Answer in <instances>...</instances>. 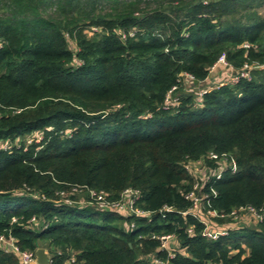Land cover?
<instances>
[{
  "label": "trees",
  "instance_id": "obj_1",
  "mask_svg": "<svg viewBox=\"0 0 264 264\" xmlns=\"http://www.w3.org/2000/svg\"><path fill=\"white\" fill-rule=\"evenodd\" d=\"M221 55L257 67L197 101L180 74ZM0 234L52 264H264V0H0Z\"/></svg>",
  "mask_w": 264,
  "mask_h": 264
},
{
  "label": "built area",
  "instance_id": "obj_2",
  "mask_svg": "<svg viewBox=\"0 0 264 264\" xmlns=\"http://www.w3.org/2000/svg\"><path fill=\"white\" fill-rule=\"evenodd\" d=\"M244 46H247V44H244ZM256 67L257 66L254 67L253 65L244 64L242 69H240L239 71H234L232 66L225 59L224 55H221L218 58V60L210 68V71L217 69L218 74L215 76H218V77H214V78L208 77L206 79V81L203 80V81L195 82V79L192 75H190L188 73H181L178 81L181 82V85L184 86L185 90L186 89L195 90L196 100L199 97L198 100L201 101L202 96L206 92H208L211 88H213V86L208 85L206 83H208V82L214 83L215 82L216 86H221V85H223L229 81L236 82V81H238V79L240 77L249 78L250 77V71ZM195 83H197V84H195ZM176 89H177V85H174L167 92V95L165 97V107L166 108H169L170 106L175 105L178 102V96L175 95ZM208 157L220 159L221 156L219 157L218 154H216L214 152H210ZM192 166L196 170H198V172H200L201 166H200L199 161L194 163ZM235 170H236V163H235L234 159H232V158L228 159L227 155H223V157L218 162L217 171L215 173H213V175L215 176L216 179H218L222 176L223 172L228 171V172L232 173ZM211 193L214 195L215 190L211 189ZM91 194L95 197L96 203L98 204V206L100 208L109 207V208L115 209V210H123L122 208L124 207V203L116 202L113 204H109L104 200V196L102 194H100V193L98 194V193L93 192V191L91 192ZM124 194H128V196H129L132 194V191L129 189H126L124 191ZM129 197H131V196H129ZM186 197L193 201V204L189 208L188 213L193 214L195 217L199 218L201 220V222H203L205 224V228L202 231L203 236H207V237H211V238H217L219 235L226 234L227 231H225V230L210 228L208 226L209 225L208 221L206 219L202 218L201 215L198 213V208L200 209V207L201 208L204 207L203 204L201 206L200 201L202 199H207V202H208L210 197L206 193L200 194V191H198V184L197 183L194 184L193 189L186 195ZM132 204H133V198H129V200H128L129 208L132 207ZM245 209H249L250 211H252V213L255 217L261 219L262 215L260 213H257L256 211H254V209L251 207H242L241 206L239 209L232 211L231 215L233 217H237L238 211H244ZM206 213L208 215H211V216L217 215L216 211L208 209V208L206 209ZM189 231H191V228L189 229ZM159 238L162 241L161 249L166 248V247L168 248V246H172V243L174 240L173 235H162V236H159ZM0 250H3L4 252L15 253L17 255V257L19 258V261L21 262V264H36L35 252L29 251V250H21L18 247V245L16 244L14 237L11 235L6 236L4 234H0ZM169 256H173V253L169 252ZM153 262L155 264H167L166 262L159 260V259H156V258L153 259ZM47 264H52V260L49 259ZM67 264H79V263L76 262L75 256L72 255L69 258Z\"/></svg>",
  "mask_w": 264,
  "mask_h": 264
},
{
  "label": "water",
  "instance_id": "obj_3",
  "mask_svg": "<svg viewBox=\"0 0 264 264\" xmlns=\"http://www.w3.org/2000/svg\"><path fill=\"white\" fill-rule=\"evenodd\" d=\"M36 264H47L50 256L47 253L46 249L43 247H38L35 250Z\"/></svg>",
  "mask_w": 264,
  "mask_h": 264
},
{
  "label": "rangeland",
  "instance_id": "obj_4",
  "mask_svg": "<svg viewBox=\"0 0 264 264\" xmlns=\"http://www.w3.org/2000/svg\"><path fill=\"white\" fill-rule=\"evenodd\" d=\"M218 73H217V69H215V70H211L210 72H209V77L210 78H214V77H218V76H215V75H217ZM208 82V81H207ZM218 82V81H217ZM206 84H208V85H211V86H213L214 88L215 87H217L216 86V84H215V82L214 83H212V82H208V83H206ZM219 85V84H218ZM198 99H199V97H198ZM197 99V100H198ZM199 101V100H198ZM249 219H245V222H247ZM250 222V221H249Z\"/></svg>",
  "mask_w": 264,
  "mask_h": 264
}]
</instances>
